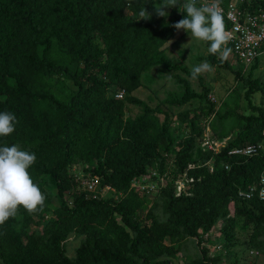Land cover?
<instances>
[{"label": "trees", "instance_id": "trees-1", "mask_svg": "<svg viewBox=\"0 0 264 264\" xmlns=\"http://www.w3.org/2000/svg\"><path fill=\"white\" fill-rule=\"evenodd\" d=\"M160 2L0 0V112H11L18 121L12 134L0 137V147L16 144L35 154L28 172L45 196L42 210L30 214L20 206L0 225V264H172L184 241L192 240L199 248L219 220V241L224 247L230 243L236 225L228 212L231 202H238L236 215L252 227L249 248L264 251V201L238 196L257 184L264 169V105L251 100L257 93L264 97V82L252 76L258 61L245 73V66L234 68L229 58L222 61L219 54L208 52L206 61L231 71L242 84L251 113L239 114L242 124L235 138L218 154L201 152L196 141L205 126L201 123L231 115L215 111L207 90L197 94L188 81H178L184 89L181 98L168 95L156 108L130 95L153 67L181 70L161 48L186 13L177 5L165 9L167 17H158L155 3ZM144 7L150 19L140 17ZM259 7L264 0L242 5ZM223 21L227 30L229 24ZM117 91L125 92L123 99L115 98ZM193 99L208 105L198 106L192 116L177 114L178 125L190 129L179 141L162 106L179 108ZM127 105L142 113L126 118ZM158 115H163L162 122ZM210 129L216 139L227 137L216 124ZM249 145L262 148L251 157L228 154ZM171 154L176 172L159 198L141 197L130 189L152 166L164 174ZM74 165L87 173L84 178L98 179V192L112 189L117 199L101 198L80 186L69 202L66 193L79 187L69 172ZM180 174L192 182L176 196ZM45 177L55 194L45 189ZM29 227L37 230L28 233ZM71 237L79 244L69 258L66 244ZM199 251L187 264H217L205 248Z\"/></svg>", "mask_w": 264, "mask_h": 264}, {"label": "rangeland", "instance_id": "rangeland-1", "mask_svg": "<svg viewBox=\"0 0 264 264\" xmlns=\"http://www.w3.org/2000/svg\"><path fill=\"white\" fill-rule=\"evenodd\" d=\"M176 34L164 45L161 50L166 58L180 66V71H165L163 66H156L143 73L141 76V87L134 91L131 96L146 102L151 108L161 106V102L167 98L168 95L179 99L184 93L183 86L178 81L186 80L189 83L190 90L194 93L201 94L207 90L208 100L215 104V111L220 114L230 112L231 115L222 120H217L216 117L211 116L207 122L201 123L205 125L198 136L197 146L201 152L221 151L230 141H232L237 131L239 130L242 122L239 119V114L244 116L249 115L251 112L247 107V102L243 98L244 89L242 84L236 81L234 74L226 69L220 68L206 61L208 55V46L205 41L191 38V33H187L181 29L175 32ZM231 66L236 68L239 66L236 59L231 55L229 56ZM208 62L211 65V71L202 72L196 79L191 78L190 70L203 62ZM258 65L252 71L253 79L259 78L264 82V49L260 51L258 58ZM251 66V65H250ZM246 66L245 73H248L249 67ZM69 85V82H66ZM74 90V88L72 89ZM252 103L255 105H264V97L262 94L257 93L251 97ZM208 104L199 100H191L183 107L175 108L162 106L164 111H167L170 116L171 127L179 135V141L184 140L189 134L190 129L188 125H178L179 113H188L190 116L194 114V110L198 106H207ZM142 113V109L133 105H127L126 118H134ZM159 120L163 121V115H158ZM221 128V132L227 136L223 139L214 138L213 132L211 133L210 126L215 125ZM213 136V137H212ZM215 142L216 144H214ZM212 147V149L210 148ZM176 150V149H175ZM157 167L152 166L148 169L145 176H140L134 179L130 184V189L136 192L139 196L150 195L152 198H159V191L166 186L172 179V173L176 172L175 155L171 154L168 157V162L165 166L164 174L158 173ZM212 166L210 165V169ZM69 172L73 175L75 182L79 183L84 180V175L87 174L82 171L78 166H70ZM85 178H87L85 176ZM178 178V177H177ZM45 180V189L55 194L51 180L47 177ZM176 182V194L179 193L178 186H181L180 192L187 190V184L190 183L186 179L185 174H180ZM77 183V184H78ZM74 189V193H66V199L71 202L72 194H77L80 191V186ZM83 186V184H82ZM101 198L117 199L114 191L108 188H101L99 190ZM152 199H149L148 205H151ZM53 205L57 206L56 200L53 198ZM238 205V202H237ZM235 202L228 205V212L230 217H235V229L233 231L232 239L228 245L223 246V241H219V232L222 221L219 220L213 229L204 235V239L209 238V241H204L200 244L199 248H205L207 257L211 261H217V264H264V251L258 252L249 248L247 238L252 232L250 225H244L243 217H239L235 213ZM156 213L160 217L162 210L159 208ZM37 230L35 227H29L28 233ZM167 243V241H166ZM79 239L71 237L66 244L67 256L74 257L75 249L78 247ZM199 248L192 240H186L182 243L181 253L172 258V264H187L189 260L200 254Z\"/></svg>", "mask_w": 264, "mask_h": 264}, {"label": "clouds", "instance_id": "clouds-1", "mask_svg": "<svg viewBox=\"0 0 264 264\" xmlns=\"http://www.w3.org/2000/svg\"><path fill=\"white\" fill-rule=\"evenodd\" d=\"M230 1L234 0H161L159 4L155 3V11L158 17H167L168 12L165 9L179 5V11L186 15L173 27L177 31L183 29L187 33L190 32L191 38L210 42L209 53L219 54V58L223 61L228 58L231 49L222 48L230 37L225 31L219 4L226 8ZM139 15L142 19L151 18L145 7ZM205 71H211V65L206 61L190 70L191 78L196 79ZM17 122L13 113L0 112V137L12 134ZM35 160L34 153L21 150L16 144L0 147V225L15 216L20 206L30 214L43 209L45 196L28 172ZM244 195L247 198L251 197V193ZM260 197L264 199V190L261 191Z\"/></svg>", "mask_w": 264, "mask_h": 264}, {"label": "built area", "instance_id": "built-area-1", "mask_svg": "<svg viewBox=\"0 0 264 264\" xmlns=\"http://www.w3.org/2000/svg\"><path fill=\"white\" fill-rule=\"evenodd\" d=\"M247 2V0H234L228 2L226 8L219 7L222 12L223 19L229 24V28L225 30L229 34L228 43L223 46L231 49L229 56L231 55L236 59L237 63L243 66H250L258 58L261 50L264 49V7H259L257 9L249 10L247 8H242V5ZM228 56V58H229ZM125 95L124 91H117L115 93L116 99H123ZM264 136V131H263ZM216 144L215 142H213ZM212 149V147L210 146ZM260 145H249L240 148H234L229 151V155H240L251 157L256 155L261 150ZM214 154H218L220 151H211ZM228 169V167H226ZM212 170V168H211ZM262 177H264V169L258 177V182L256 185L249 187L247 191H240L238 196L245 199H258L259 201H264L260 197V193L264 190V183H262ZM187 179V178H186ZM192 182V180H188ZM81 186L83 184V189L88 193H98L97 188L99 185L98 179L87 178L80 182ZM179 193L175 195L179 196L181 186H178ZM251 193V197L247 198L244 194ZM99 194V193H98ZM95 198V196H92Z\"/></svg>", "mask_w": 264, "mask_h": 264}]
</instances>
